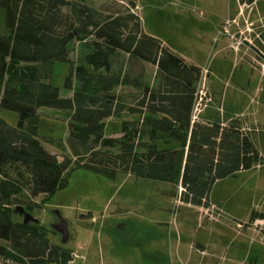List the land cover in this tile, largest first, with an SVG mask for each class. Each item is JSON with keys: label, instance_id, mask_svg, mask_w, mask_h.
<instances>
[{"label": "trees", "instance_id": "1", "mask_svg": "<svg viewBox=\"0 0 264 264\" xmlns=\"http://www.w3.org/2000/svg\"><path fill=\"white\" fill-rule=\"evenodd\" d=\"M135 7L131 1L127 12L111 14L80 0H0L7 30L0 35V107L18 118L14 127L0 118L2 258L16 264L73 260V251L54 243L46 226L24 224L15 209L43 208L34 199L47 201L66 188L77 169L173 185L181 204L209 209L218 183L264 166L256 134L235 113L213 110L219 101L206 97L194 118L203 69L146 34ZM122 55L154 66V79L143 83L114 69L112 59ZM55 63L71 67L63 90L43 77L42 69ZM132 88L134 103L124 95ZM57 115L68 125L66 142L40 134ZM112 119L120 120L119 137L109 127ZM258 133L262 140L264 130ZM47 144L64 145L69 154L60 159ZM258 216L264 219L253 212L250 222Z\"/></svg>", "mask_w": 264, "mask_h": 264}, {"label": "rangeland", "instance_id": "2", "mask_svg": "<svg viewBox=\"0 0 264 264\" xmlns=\"http://www.w3.org/2000/svg\"><path fill=\"white\" fill-rule=\"evenodd\" d=\"M80 1L111 14L127 12L134 1L132 11L145 33L200 66V90L221 103L212 109L245 120L264 152V137L258 133L264 130V0ZM6 33L0 9V35ZM112 63L143 83L156 74L154 66L130 56L115 57ZM70 68L69 63H55L42 69L43 77L63 90ZM137 94L133 88L124 90L131 103ZM56 117L46 118L40 134L66 142L68 125ZM0 118L10 126L17 124V115L1 107ZM119 121H109L116 137ZM45 147L60 159L69 154L64 145ZM179 190L133 175L113 180L77 169L66 188L47 201L44 196L34 199L43 208L28 212L57 244L60 236L50 231L57 221L55 212L68 221L72 238L65 247L74 254L69 264H257V258L264 264V219L258 216L250 222L253 212L264 214V166L218 183L209 209L181 204L175 197ZM200 244L206 246L204 251Z\"/></svg>", "mask_w": 264, "mask_h": 264}, {"label": "water", "instance_id": "3", "mask_svg": "<svg viewBox=\"0 0 264 264\" xmlns=\"http://www.w3.org/2000/svg\"><path fill=\"white\" fill-rule=\"evenodd\" d=\"M15 214L22 217L23 223L26 225L32 223L40 224V221L27 212L22 206H19L15 209ZM55 215L57 217V221L51 225L50 229L60 236V243L62 245H67L72 238L69 230V223L60 212L56 211Z\"/></svg>", "mask_w": 264, "mask_h": 264}, {"label": "built area", "instance_id": "4", "mask_svg": "<svg viewBox=\"0 0 264 264\" xmlns=\"http://www.w3.org/2000/svg\"><path fill=\"white\" fill-rule=\"evenodd\" d=\"M206 97H207V95H205L203 93V91L200 90L198 103H197L196 108H195V117L194 118H197L198 115L204 109L203 101H204V98H206ZM0 264H16V263L11 261V260L4 259L0 256Z\"/></svg>", "mask_w": 264, "mask_h": 264}, {"label": "crops", "instance_id": "5", "mask_svg": "<svg viewBox=\"0 0 264 264\" xmlns=\"http://www.w3.org/2000/svg\"><path fill=\"white\" fill-rule=\"evenodd\" d=\"M237 103H235V105H236ZM234 105V106H235ZM233 106V105H232ZM233 106V107H234ZM237 106V105H236ZM250 119V118H249ZM257 126H261L260 124H258ZM183 205H186V206H188V207H190V208H195V209H202V208H199V207H194V206H191V205H188V204H183ZM202 247H203V249L205 250L206 249V246L205 245H203V244H200ZM201 247V248H202ZM254 262H257V264H260V260L257 258V259H255V261Z\"/></svg>", "mask_w": 264, "mask_h": 264}]
</instances>
